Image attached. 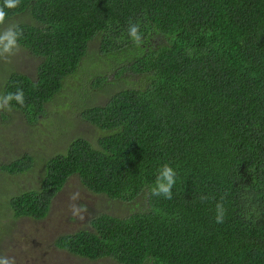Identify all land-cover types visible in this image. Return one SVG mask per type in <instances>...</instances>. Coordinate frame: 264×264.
Listing matches in <instances>:
<instances>
[{
	"label": "trees",
	"instance_id": "obj_1",
	"mask_svg": "<svg viewBox=\"0 0 264 264\" xmlns=\"http://www.w3.org/2000/svg\"><path fill=\"white\" fill-rule=\"evenodd\" d=\"M4 10L0 32L18 26L19 50L38 63L30 76L0 58V96L24 93L23 105L0 109L1 136L44 123L77 77L92 88L68 107L101 135L71 137L72 119L47 155L0 160V240L11 222L45 219L77 176L130 211L60 235L61 250L118 264H264V0H20ZM97 37L101 55L90 51ZM166 163L172 199L150 191Z\"/></svg>",
	"mask_w": 264,
	"mask_h": 264
},
{
	"label": "rangeland",
	"instance_id": "obj_2",
	"mask_svg": "<svg viewBox=\"0 0 264 264\" xmlns=\"http://www.w3.org/2000/svg\"><path fill=\"white\" fill-rule=\"evenodd\" d=\"M101 46V39L97 37L91 42L90 51L101 55ZM10 58L9 60L13 62L20 73L30 76L38 63L34 56L24 50L15 51V54ZM5 64L8 66V62ZM125 77H128L127 79L130 81L135 79L134 76H129V74ZM74 79L76 78L67 79L61 93L57 95L52 103L47 105L48 114L46 116L48 117L44 118V123L24 127L21 131H16L13 125L14 132L9 136H1V129L0 148L4 153L3 156L0 151V155L3 156L0 158L1 161L6 162V156L14 154L32 153L33 155L38 154V157L42 154L47 155V151L55 147L54 143H60L66 130L71 129L72 119L74 120V132H70L71 137L82 135L96 144V139L101 135L100 131L80 118V111L77 108L69 109L68 107L78 103L76 96L79 93L83 94V90L91 89L93 83L91 80H81V77H77V81H74ZM103 102L104 99L101 98L97 103L102 104ZM18 123L20 122L17 121ZM56 148L63 150L64 146L61 145ZM16 182L23 187L27 185L25 189H31L36 185L29 184L26 180H16ZM76 194H78L77 198L73 199V195ZM73 206L78 208L87 206V211L80 212L83 219L80 216H74ZM123 209L121 203L87 190L81 184L79 178L74 176L68 180L64 189L55 197L51 210L45 219L36 221L31 218H23L11 222L9 233L3 234L0 240V260L7 258L10 264H118L110 258L92 261L74 256L59 249L55 245V241L62 234L91 229V221L98 215L125 216L130 211V208L129 210Z\"/></svg>",
	"mask_w": 264,
	"mask_h": 264
},
{
	"label": "clouds",
	"instance_id": "obj_3",
	"mask_svg": "<svg viewBox=\"0 0 264 264\" xmlns=\"http://www.w3.org/2000/svg\"><path fill=\"white\" fill-rule=\"evenodd\" d=\"M20 0H4L3 7H0V26L5 25L7 14L5 8L15 9L19 6ZM128 35L131 37L134 43L137 45L142 43V35L140 33V24L136 22L129 21L128 25ZM22 36V31L18 29V26L9 25L2 32H0V58H7L15 54V51L19 50L18 39ZM15 100L18 104H24V93L23 90H17L16 93H10L6 96H0V109L7 108L11 110L8 105L11 101ZM176 172L169 165L164 164L160 169H158V174L154 182V186L151 188V194L154 196H163L165 199H172V191L176 180ZM78 194L73 195V199H76ZM207 197H201V200H206ZM216 222H224V207H223V197L221 201L216 204ZM74 216H80L81 211H87V206H80L79 208L73 206ZM83 219V216H80ZM0 264H10V261L5 258L0 260Z\"/></svg>",
	"mask_w": 264,
	"mask_h": 264
}]
</instances>
